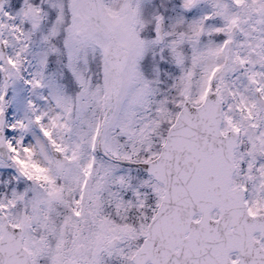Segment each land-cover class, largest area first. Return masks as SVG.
Masks as SVG:
<instances>
[{
  "label": "snow or ice",
  "instance_id": "1",
  "mask_svg": "<svg viewBox=\"0 0 264 264\" xmlns=\"http://www.w3.org/2000/svg\"><path fill=\"white\" fill-rule=\"evenodd\" d=\"M0 264H264V0H0Z\"/></svg>",
  "mask_w": 264,
  "mask_h": 264
}]
</instances>
